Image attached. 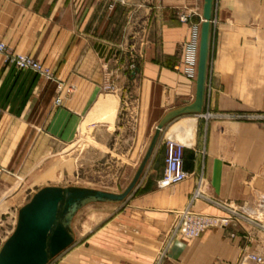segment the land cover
Listing matches in <instances>:
<instances>
[{"label":"crops","instance_id":"0c3cea01","mask_svg":"<svg viewBox=\"0 0 264 264\" xmlns=\"http://www.w3.org/2000/svg\"><path fill=\"white\" fill-rule=\"evenodd\" d=\"M203 5L204 0H0V44L38 60L58 84L73 87L56 108L55 84L19 72L0 55L2 162H16L18 142L28 141L30 129L42 132L41 141L52 136L66 144L86 126L108 132L129 106L122 119L134 115L144 134L155 132L170 112L193 104L198 66L191 63L189 45L201 28ZM183 14L187 23L179 21ZM130 54L137 57V74L129 72ZM209 67L202 113L260 114V121L207 122L202 113L172 120L137 189L121 204L120 218L105 226L106 237L101 229L79 247L75 243L60 264H156L177 212L191 203L196 212L225 214L210 202L217 200L264 222V0H214ZM170 138L184 145L189 178L158 189ZM238 220L196 239L173 241L162 264H238L243 251L264 256V231L247 218Z\"/></svg>","mask_w":264,"mask_h":264},{"label":"rangeland","instance_id":"374dc122","mask_svg":"<svg viewBox=\"0 0 264 264\" xmlns=\"http://www.w3.org/2000/svg\"><path fill=\"white\" fill-rule=\"evenodd\" d=\"M181 16H179V21ZM198 34L200 45L201 28L197 29ZM133 66L138 68L137 57L135 54H130V73H133ZM209 72L210 67L208 78ZM133 74H137V71ZM56 80L54 76V80L49 83L56 85L54 107L59 108L63 104V97L72 93L73 87L58 84ZM58 99H61L62 104H56ZM127 108L129 106H124L123 111L125 112ZM123 111L119 124L111 123L108 132L95 131L86 126L83 127L74 142L66 144L52 136L49 140L41 141L42 132L29 128L31 131L25 133L28 136V141L18 142L15 152L16 162L4 163L0 156V250L16 228L19 210L45 187H82L116 194L124 192L141 164L150 144L151 136L154 135V130L149 128V131L144 134L142 130L139 132L137 118L132 115L129 120L127 118L123 120V116L125 117L128 112L124 113ZM208 114L211 116L208 120L204 117L207 122L218 117L239 122H255L260 121L262 117L260 114L234 117L219 116L210 112L202 113L203 116ZM18 137L21 138V133ZM144 138L146 140L145 148H143ZM161 163L165 165L164 157ZM157 188L160 189L158 184ZM215 201L217 202V200ZM121 204H92L82 209L73 222L75 247L82 245V240H87L101 229H104L101 235L106 237L105 226L113 219L117 222L116 217L120 218ZM216 215L226 214L216 213ZM169 231L166 232L164 238ZM74 244L70 247L71 250L68 249V252L66 250L65 254L62 253L50 264H60V259L62 260L64 255L74 249ZM164 246L162 245L157 250L156 264H162L166 259L169 248L162 254Z\"/></svg>","mask_w":264,"mask_h":264},{"label":"water","instance_id":"95a60500","mask_svg":"<svg viewBox=\"0 0 264 264\" xmlns=\"http://www.w3.org/2000/svg\"><path fill=\"white\" fill-rule=\"evenodd\" d=\"M213 5L214 0H204L195 101L170 112L158 124L141 164L124 192L116 194L82 187L39 190L19 210L16 228L0 250V264H50L75 243L73 222L82 209L92 204H120L129 198L144 175L167 124L182 115L202 113L209 70Z\"/></svg>","mask_w":264,"mask_h":264},{"label":"built area","instance_id":"2783aa9c","mask_svg":"<svg viewBox=\"0 0 264 264\" xmlns=\"http://www.w3.org/2000/svg\"><path fill=\"white\" fill-rule=\"evenodd\" d=\"M182 23L189 21L188 15H182L180 18ZM199 34L195 35V40L189 45L191 53V63L198 66L199 59ZM5 55L6 62L12 64L19 72L32 71L38 74L44 81L49 82L54 80L52 71L45 67L38 60L21 54H15L11 52L5 44H0V55ZM133 73H136L137 68L133 66ZM56 104H62L61 99L56 100ZM205 119H209L211 116L208 114L204 116ZM185 163V148L184 145L177 140L170 138L165 144V165L162 177L158 181V187L160 189L171 188L180 185L188 180L189 173L184 170ZM199 197V193L196 194ZM211 204L223 211L226 215L218 216L201 212H196L191 203L184 210L177 212L176 220L169 233L166 235L163 241L164 248H162V254L167 251L173 241L178 239H196L202 236L208 230L214 228L225 229L234 220H246L248 219L253 225H256L260 230L264 231V222L259 224L255 222V218L246 215L243 212H239L228 204L222 202H216L210 200ZM236 217V219L233 218ZM239 221V220H238ZM231 238L235 237V234H230ZM238 264H264V256L255 255L243 251Z\"/></svg>","mask_w":264,"mask_h":264}]
</instances>
